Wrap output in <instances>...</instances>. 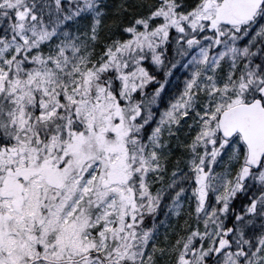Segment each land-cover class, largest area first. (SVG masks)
<instances>
[{
	"label": "snow or ice",
	"instance_id": "obj_1",
	"mask_svg": "<svg viewBox=\"0 0 264 264\" xmlns=\"http://www.w3.org/2000/svg\"><path fill=\"white\" fill-rule=\"evenodd\" d=\"M0 264H264V0H0Z\"/></svg>",
	"mask_w": 264,
	"mask_h": 264
},
{
	"label": "rangeland",
	"instance_id": "obj_2",
	"mask_svg": "<svg viewBox=\"0 0 264 264\" xmlns=\"http://www.w3.org/2000/svg\"><path fill=\"white\" fill-rule=\"evenodd\" d=\"M182 71H183L182 68H178L175 70L176 74L171 77L170 84L165 91V96H167L168 93L173 90V85H175L176 87L179 86V83L183 80V75L180 74ZM160 216H163V210H161Z\"/></svg>",
	"mask_w": 264,
	"mask_h": 264
},
{
	"label": "trees",
	"instance_id": "obj_3",
	"mask_svg": "<svg viewBox=\"0 0 264 264\" xmlns=\"http://www.w3.org/2000/svg\"><path fill=\"white\" fill-rule=\"evenodd\" d=\"M113 2H116V0H113Z\"/></svg>",
	"mask_w": 264,
	"mask_h": 264
}]
</instances>
